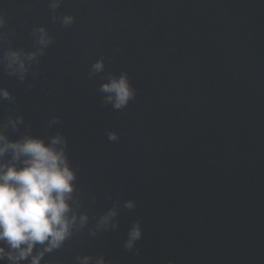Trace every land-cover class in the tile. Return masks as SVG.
<instances>
[{"label":"water","instance_id":"95a60500","mask_svg":"<svg viewBox=\"0 0 264 264\" xmlns=\"http://www.w3.org/2000/svg\"><path fill=\"white\" fill-rule=\"evenodd\" d=\"M50 2L0 0V133L59 135L75 174L71 235L39 264H264V0ZM121 74L133 96L116 109L99 87Z\"/></svg>","mask_w":264,"mask_h":264},{"label":"clouds","instance_id":"9594fccd","mask_svg":"<svg viewBox=\"0 0 264 264\" xmlns=\"http://www.w3.org/2000/svg\"><path fill=\"white\" fill-rule=\"evenodd\" d=\"M60 0H51L50 7L58 6ZM71 16H64L62 22L70 24ZM0 17V27L4 25ZM38 41L41 45L49 42V37L41 27ZM8 67L12 73L21 74L26 71L21 53L9 50L5 53ZM35 53L26 54L32 59ZM104 68L102 60H97L92 69L100 72ZM99 90L108 95L105 102L112 103L113 107L120 109L127 105L133 96L126 75L109 76L107 82L101 83ZM0 98L11 99L9 92L0 88ZM20 122L10 121L13 127ZM109 139H116L115 133H109ZM63 140L59 135L50 138V142L36 136L25 135L19 140H8L0 133V157L11 152V159L17 163H0V241L6 243L11 251L5 252L0 246V259L8 257L10 264H20V261L31 256V264H39L44 252L59 248L71 235L76 217L69 216L68 201L73 192L75 174L69 167L63 147ZM131 208V201L126 202ZM116 213L109 210L100 218L99 223L107 225ZM87 221L86 215L80 216V223ZM141 236L139 224L134 223L128 232L125 242L126 248H131L134 241ZM43 245V250L32 255L33 248ZM81 264H88L89 257L79 258ZM96 264H104L103 257L97 259Z\"/></svg>","mask_w":264,"mask_h":264}]
</instances>
